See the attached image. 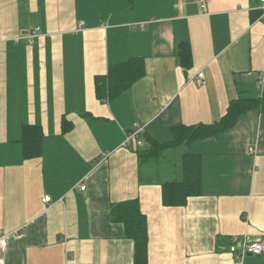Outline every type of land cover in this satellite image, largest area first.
<instances>
[{
	"label": "crops",
	"instance_id": "obj_1",
	"mask_svg": "<svg viewBox=\"0 0 264 264\" xmlns=\"http://www.w3.org/2000/svg\"><path fill=\"white\" fill-rule=\"evenodd\" d=\"M203 2L0 0L4 264H135L110 214L131 200L148 264H264L228 249L233 237L264 244V110L253 106L264 22L251 18L260 0ZM236 102L246 107L232 128L180 148L200 163L198 195L169 202L171 186L139 183L140 149L172 144L180 127L219 128ZM134 125L142 146L125 145ZM24 126L40 130L36 157L23 155Z\"/></svg>",
	"mask_w": 264,
	"mask_h": 264
},
{
	"label": "trees",
	"instance_id": "obj_2",
	"mask_svg": "<svg viewBox=\"0 0 264 264\" xmlns=\"http://www.w3.org/2000/svg\"><path fill=\"white\" fill-rule=\"evenodd\" d=\"M256 15H252V20L260 18L261 12L256 11ZM131 71L130 76L120 81L117 85L116 90H124L130 84H132L135 79L141 76V68L139 72ZM99 85L97 93H103L104 89ZM98 95V94H97ZM100 98V95H99ZM249 102L252 100H248ZM246 101V102H248ZM242 102L233 103L231 108L227 111L225 117L222 118L221 123L218 125L219 128L212 129L210 127H180L177 132H174L175 141L170 145H158L150 143L147 149H140L138 155V166H139V183L141 185L156 184L162 187H169V194L167 198L169 202H174L176 200L185 202L186 198L191 195L200 193V163L195 159L191 158V155H184L186 159L194 162V169L191 175V182L188 178L183 175V179L178 180L173 178V176H167L163 171V162H170V157L163 153L164 149L176 148L180 146L187 147L194 141L206 138L207 136H212L218 132H225L233 127L237 115L240 111L245 110V105H241ZM259 110H264V97L258 98L254 105ZM41 137L40 130L35 126H24L23 128V155L25 158L36 157L39 154L40 145L36 139ZM144 138V136L142 135ZM141 137V138H142ZM145 140V138H144ZM143 141V140H142ZM166 164V163H165ZM168 164V163H167ZM166 168V167H165ZM174 172V171H173ZM195 178V179H194ZM172 192V194H170ZM166 200V197H165ZM167 202L165 201V204ZM111 219L114 222H119L124 226L125 237L134 242V262L135 264H148L147 263V229L146 222L143 214L141 213L138 200L126 201L119 204H113L111 206Z\"/></svg>",
	"mask_w": 264,
	"mask_h": 264
},
{
	"label": "built area",
	"instance_id": "obj_3",
	"mask_svg": "<svg viewBox=\"0 0 264 264\" xmlns=\"http://www.w3.org/2000/svg\"><path fill=\"white\" fill-rule=\"evenodd\" d=\"M204 2L201 0V8L204 10ZM258 10L261 12L260 18H258L259 21L264 22V0H260L259 8ZM39 29H36L34 33L38 32ZM31 38H27V40H30ZM197 77L199 79L203 78L202 73H198ZM256 87L260 92V97H264V69L259 74L258 79L256 80ZM144 129L143 127H139L137 125H134L133 130L131 133L128 134L127 141L125 145L128 144H137L138 146H142V135H144ZM249 153L256 155L257 150H254L253 148H249ZM82 191L84 188H82ZM42 202L44 204L50 203V198L45 197ZM7 237L8 235L4 234L2 231H0V253H4L5 249L7 247ZM229 252L233 256V258L240 262L242 258L250 255L255 258L262 257L264 255V244L259 240H251L248 237H233L231 239V244L229 245ZM0 264H4V261L0 259Z\"/></svg>",
	"mask_w": 264,
	"mask_h": 264
},
{
	"label": "rangeland",
	"instance_id": "obj_4",
	"mask_svg": "<svg viewBox=\"0 0 264 264\" xmlns=\"http://www.w3.org/2000/svg\"><path fill=\"white\" fill-rule=\"evenodd\" d=\"M256 94H257L256 91L251 92L252 96H255ZM181 147L182 146H180V148ZM180 148L176 147V148H168L163 150V153L170 157V162H168V164L166 162H163L164 164L162 165V167L163 168H165L166 166L169 167L172 165L171 163L174 162V164H176L177 166V167L175 166V171H174L176 178H179V180L181 181V179H183L182 176L185 175L188 178L189 182H191V175L193 171H195L194 169L195 166L193 165L194 162L189 159H186L183 154V150Z\"/></svg>",
	"mask_w": 264,
	"mask_h": 264
},
{
	"label": "water",
	"instance_id": "obj_5",
	"mask_svg": "<svg viewBox=\"0 0 264 264\" xmlns=\"http://www.w3.org/2000/svg\"><path fill=\"white\" fill-rule=\"evenodd\" d=\"M248 256H250V255H248Z\"/></svg>",
	"mask_w": 264,
	"mask_h": 264
}]
</instances>
